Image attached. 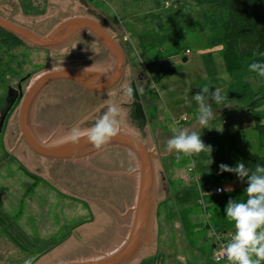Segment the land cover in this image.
Returning <instances> with one entry per match:
<instances>
[{
    "label": "rangeland",
    "instance_id": "obj_1",
    "mask_svg": "<svg viewBox=\"0 0 264 264\" xmlns=\"http://www.w3.org/2000/svg\"><path fill=\"white\" fill-rule=\"evenodd\" d=\"M58 1H61L60 9ZM62 3L63 0H0V16L41 33L69 13L92 16L117 37L126 70L119 90L78 116L76 122L70 121L62 127L67 130L90 128L107 111V106L114 104L120 111V126L138 133L125 107L131 100L126 89L132 77L143 73L147 74L151 87L140 96V101L147 117L142 139L149 148L155 145L157 154L154 158L153 240L148 250L139 252L130 264H217L211 258L212 239L203 227L205 216L198 202L200 192L193 181L185 179L190 176L188 166L193 160L195 173L204 180L221 164L232 165L261 156L264 148L254 128V116L245 103L227 98L225 103L231 105L228 107L216 105L209 99L214 118L209 121L208 128L198 125V133L202 140L210 138L211 134L241 130L243 137L233 149L212 157L206 144L201 153L180 159L174 152L165 151L173 128L184 129L197 123L193 96L203 86H210V91L220 88L226 95L229 76L220 56L222 45L207 46L208 32L202 22V6L192 0H65L64 10ZM96 53V49L44 50L24 46L6 54L0 48V97L3 101L0 116L9 104V89L17 88L19 83L24 87L27 75L33 76L48 67L82 62ZM159 59L174 70L154 81L158 66L150 68L148 63ZM250 81L255 88L256 80ZM258 110L264 113V104ZM181 116L185 119H180ZM261 123L264 124V118ZM17 134L16 106H13L0 133V264H24L29 257L34 258L32 264H47L97 235L82 240L70 251L65 250L69 243L56 247V242L66 236L69 240L82 239L80 228L93 233L99 228L103 233L114 223L115 214L101 202L57 183L48 175L41 158L24 143L15 147ZM200 185L203 186V200L209 206L221 197L245 192L247 186L237 178L221 185L223 193L213 195L205 191L201 181ZM183 211H187L191 222L189 237L181 225Z\"/></svg>",
    "mask_w": 264,
    "mask_h": 264
},
{
    "label": "water",
    "instance_id": "obj_2",
    "mask_svg": "<svg viewBox=\"0 0 264 264\" xmlns=\"http://www.w3.org/2000/svg\"><path fill=\"white\" fill-rule=\"evenodd\" d=\"M0 28L32 48L97 50L82 62L48 67L33 76L27 75L24 87L19 83L17 88L9 89V104L0 116V133L8 111L17 101L15 147L24 142L41 157V164L57 183L101 202L115 214L114 223L103 233L47 264H130L139 252L148 250L153 240L156 204L154 158L157 154L140 135L146 118L134 81L130 84L133 89L132 97L129 96L130 119L136 121L139 134L120 126L118 135L98 150L85 139L76 144L59 143L71 131L62 127L70 121L64 119V112L47 111L70 105L68 112L77 118L120 89L126 70L117 37L98 19L73 13L59 19L44 33L2 16ZM61 81L72 82L89 93L73 90L67 83L53 85L44 92L51 84ZM65 162L83 165L74 167Z\"/></svg>",
    "mask_w": 264,
    "mask_h": 264
},
{
    "label": "trees",
    "instance_id": "obj_3",
    "mask_svg": "<svg viewBox=\"0 0 264 264\" xmlns=\"http://www.w3.org/2000/svg\"><path fill=\"white\" fill-rule=\"evenodd\" d=\"M192 1L196 5L202 6V22L208 32L206 39L207 46L222 45L220 56L224 62L225 71L229 76L226 96L230 101L245 103V107L254 116V128L258 132L260 146L264 148V124L261 123L264 113L258 110L264 104V78L250 71L248 67L254 61L264 62V55H261L264 54V0ZM24 46L27 45L19 38L0 28V48L3 52L9 54L12 50ZM155 65L158 66V70L156 71L157 74L154 77V81L174 70L173 67H166L163 59L148 63L150 68ZM250 79L256 80L257 84L255 88H253ZM150 88V86L147 87V89ZM2 103L3 101L0 97V108ZM16 105L17 101L13 106ZM211 135L206 144L209 145L210 156L218 157L223 152L231 150L236 146L238 140L243 137V131H225ZM239 163H243L245 167L254 170L257 164L264 165V153L261 156ZM236 164L228 166L234 167ZM237 178L235 173L222 172L220 167H218L211 170L207 178L201 180V184L205 186H221L223 183ZM130 190L128 189L127 193L129 199L131 197ZM246 198V194L243 192L235 196L221 197L214 201L208 210L210 224L221 229L233 227L234 225L225 217V206L229 200L242 202ZM180 220L186 236L189 237L192 227L187 211L180 213ZM203 227L207 231L206 222L203 224ZM210 250H212V245L210 246Z\"/></svg>",
    "mask_w": 264,
    "mask_h": 264
},
{
    "label": "clouds",
    "instance_id": "obj_4",
    "mask_svg": "<svg viewBox=\"0 0 264 264\" xmlns=\"http://www.w3.org/2000/svg\"><path fill=\"white\" fill-rule=\"evenodd\" d=\"M248 67L250 71L264 78V62L254 61ZM126 94L132 97L133 89L130 86L127 87ZM193 99L197 105L196 121L201 128H206L209 121L214 118L213 106L208 102L209 99L219 106H231L225 103L227 96L220 88L210 91L208 85L203 86ZM119 116V108L109 104L107 111L90 128L83 130L72 128L59 143L76 144L81 139H85L93 149L98 150L120 132ZM172 132V137L166 141L165 151L174 152L177 159L181 156L199 154L205 150L206 146L197 131L173 128ZM152 150H155V145ZM220 170L235 173L241 181L246 183L244 191L247 198L242 202L229 200L225 206V217L234 225V232L229 240L221 245L214 259L217 264L221 260H226L227 264H262L264 262V165L257 164L253 170L245 167L243 163H237L234 167L221 164ZM33 259L29 257L24 264H32Z\"/></svg>",
    "mask_w": 264,
    "mask_h": 264
},
{
    "label": "built area",
    "instance_id": "obj_5",
    "mask_svg": "<svg viewBox=\"0 0 264 264\" xmlns=\"http://www.w3.org/2000/svg\"><path fill=\"white\" fill-rule=\"evenodd\" d=\"M168 5V2H165V6ZM127 39V35L124 36V40ZM186 52H188V50H186ZM181 119H185L184 116L181 117ZM179 118H177V120H174L175 122H178ZM208 138H203L201 141L206 144ZM188 172L190 173V176L185 177V179L187 180H191L193 181L196 185L197 188L200 192V199H199V205L201 207V209L203 210L204 216H205V222L207 224V234L209 235L210 233H212V235H209V237L212 239V250H211V258L214 262H216V260L214 259V256L217 255L219 253V250L221 248V245H223L224 243H226L229 238L231 237V235L234 232V226L231 228H227V229H221V228H217L214 227L210 224L209 222V214H208V207L209 204L205 203L203 200V186L200 185V178L197 176V174L195 173V167L193 164V160L190 163V165L188 166ZM205 191H207V193H211L213 195H219L221 193H223V187L222 186H218V185H206L205 186ZM219 189V191H218ZM217 237H219V239H217ZM217 263V262H216ZM219 263L221 264H227L226 260H221Z\"/></svg>",
    "mask_w": 264,
    "mask_h": 264
},
{
    "label": "flooded vegetation",
    "instance_id": "obj_6",
    "mask_svg": "<svg viewBox=\"0 0 264 264\" xmlns=\"http://www.w3.org/2000/svg\"><path fill=\"white\" fill-rule=\"evenodd\" d=\"M54 5H56L55 4V2H52ZM58 4H59V9L61 8V1H58L57 2ZM62 5H63V8H64V10H66V6H65V0H63V3H62ZM53 23H55V22H53ZM48 30V29H47ZM46 30V31H47ZM83 36V35H82ZM89 36V35H88ZM92 37V36H91ZM140 73H143V72H140ZM132 81H134V84L136 85V88H137V90H138V92H139V95L141 96L145 91H146V89H147V87L148 86H150V84H148L147 83V74H137V75H135V77L133 78H131L130 79V82H132ZM60 83H67V84H69L70 86H72V89L73 90H76V91H79L80 93H89V92H87V91H85V90H83L80 86H78V85H76V84H74V83H72V82H68V81H61V82H56V83H54V84H51L50 86H48L45 90H44V92L48 89V88H50L51 86H53V85H56V84H60ZM21 84V83H20ZM92 94V93H91ZM132 102V99L130 100V102L129 103H125V107L127 108V110H128V116H129V120H130V122H131V119H130V110H131V107L129 106V104ZM70 106V105H69ZM69 106L68 105H66V106H64V107H61V106H59L57 109H56V111L55 110H52L51 108H48V112H49V114H53L52 112H56V113H63L64 115H63V117H64V119L65 120H69V121H77V118L76 117H74V115L72 114V113H69L68 112V109H69ZM143 106V105H142ZM70 108H72V106H70ZM144 109V108H143ZM144 113H145V110H144ZM145 118H146V125H147V117H146V113H145ZM131 124L135 127V129L137 130V132H139L138 131V127H137V125H136V121L133 123V122H131ZM146 125H145V127H146ZM145 127H144V131L140 134L141 135V137L143 138L144 137V134H145ZM70 164V165H73L74 167H77V166H81V165H83V164H80V163H76V164H74V163H72V162H65V164ZM128 189H129V186H128Z\"/></svg>",
    "mask_w": 264,
    "mask_h": 264
},
{
    "label": "crops",
    "instance_id": "obj_7",
    "mask_svg": "<svg viewBox=\"0 0 264 264\" xmlns=\"http://www.w3.org/2000/svg\"><path fill=\"white\" fill-rule=\"evenodd\" d=\"M182 117V116H181ZM184 118H185V116H184ZM181 119V118H180ZM198 123H191V124H189L188 126H186V128L189 130V131H197L198 132ZM21 143H24V142H21ZM20 143V144H21ZM25 144V143H24ZM28 148V147H27ZM29 149V148H28ZM30 150V149H29ZM31 151V150H30ZM34 153V152H33ZM35 154V153H34ZM35 155H37V154H35ZM39 158H41L39 155H37ZM224 191V190H223ZM6 197V196H5ZM4 200V199H3ZM80 230H81V235H83L82 236V239H81V237L79 238V239H77V238H71V240H69V236L67 237H65V238H63L60 242H56V243H58L57 245H56V247L57 246H62L63 244H68L69 243V245H68V247H66V249L65 250H68V251H70V250H74V249H76V247H78L79 245H80V243L82 242V240H85L86 238H88V237H93L94 235H99V234H101L102 232H100V230H99V228H98V230L95 232V233H93L92 231H89L88 229H81L80 228ZM80 235V236H81Z\"/></svg>",
    "mask_w": 264,
    "mask_h": 264
}]
</instances>
